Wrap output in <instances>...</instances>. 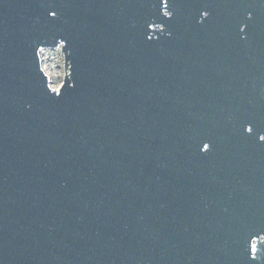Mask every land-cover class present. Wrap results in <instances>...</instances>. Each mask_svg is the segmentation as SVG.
Returning a JSON list of instances; mask_svg holds the SVG:
<instances>
[{
  "label": "water",
  "instance_id": "95a60500",
  "mask_svg": "<svg viewBox=\"0 0 264 264\" xmlns=\"http://www.w3.org/2000/svg\"><path fill=\"white\" fill-rule=\"evenodd\" d=\"M168 11L0 0V264H264V0Z\"/></svg>",
  "mask_w": 264,
  "mask_h": 264
},
{
  "label": "snow or ice",
  "instance_id": "6c2138e0",
  "mask_svg": "<svg viewBox=\"0 0 264 264\" xmlns=\"http://www.w3.org/2000/svg\"><path fill=\"white\" fill-rule=\"evenodd\" d=\"M158 3H159V5H160V7H161V9H162V11H163V15H164L165 17L171 18L172 15H173V13L170 12V11H168V9L171 7V0H158ZM202 13H204V15L201 17L202 19L207 18V17L210 15V13H209L208 11H206V10L203 11ZM49 16H50L52 19H55L56 16H57V12H55V11H50V12H49ZM249 19H251V15H250V14H249ZM242 25L244 26V27H243V31H245L246 28H247V24H242ZM150 27H151V25H150ZM155 27L158 28V29H160L161 31H163V29H164V26H163V25H159V24L155 25ZM240 30H241V28H240ZM243 31H241V32H243ZM61 41H63V43H64V47H66V42H65L64 40H61ZM69 55H70V53H69ZM72 67H73V65H72L71 63H69V68H72ZM68 75H69V82L67 83V86H68V87H74V85L70 82L73 73H72V72H69ZM65 87H66V82H65V85L62 86V87L60 88L59 92L56 93V95H57V96L62 95V93H63V89H64ZM245 131H246L248 134H251V133L254 131V128L251 126V124H248V125L245 126ZM259 139H261L260 136H259ZM203 148L205 149V151H207V150L210 148V145H209L208 143H205V144H203ZM259 239H260L261 241H264V235H261V236L259 237ZM254 251H255V253H257L258 249H257V247H255V249H254V248H253V244H251V247H250V258H251L252 260L257 259V256H256V255H251V254H253Z\"/></svg>",
  "mask_w": 264,
  "mask_h": 264
},
{
  "label": "rangeland",
  "instance_id": "374dc122",
  "mask_svg": "<svg viewBox=\"0 0 264 264\" xmlns=\"http://www.w3.org/2000/svg\"><path fill=\"white\" fill-rule=\"evenodd\" d=\"M57 49L60 50V54L59 55H62V58H63V64L59 63L57 61V54H56V51ZM51 52V54L49 55L48 53ZM47 56H49V62H50V65L52 66V71L54 72V82L56 85L60 84V82L63 81L66 73L68 72V69L65 67V58H64V53L61 49V47L59 48H56V49H50V51L47 52Z\"/></svg>",
  "mask_w": 264,
  "mask_h": 264
},
{
  "label": "built area",
  "instance_id": "2783aa9c",
  "mask_svg": "<svg viewBox=\"0 0 264 264\" xmlns=\"http://www.w3.org/2000/svg\"><path fill=\"white\" fill-rule=\"evenodd\" d=\"M50 51V49H42L41 50V58H42V65H43V68L45 69V71L49 74V70L50 68L52 69V66L50 65V62H49V56H47V52ZM45 53V54H44ZM47 57V59H46ZM50 76V75H49ZM55 76V75H54ZM64 80V79H63ZM50 83H51V86L56 88V89H59L60 86L62 85L63 81L60 82V84L56 85L55 82H54V78H52L50 76Z\"/></svg>",
  "mask_w": 264,
  "mask_h": 264
},
{
  "label": "clouds",
  "instance_id": "9594fccd",
  "mask_svg": "<svg viewBox=\"0 0 264 264\" xmlns=\"http://www.w3.org/2000/svg\"><path fill=\"white\" fill-rule=\"evenodd\" d=\"M201 15L203 16L204 13H201ZM243 27H244V26L241 25V31H243ZM60 53H61L60 50L57 49V51H56V54H57V56H58L57 61H58L59 63L63 64V58H62V55H59ZM48 54L50 55L51 52H49ZM260 137H261L260 141H264V135H260ZM253 248L255 249V241H253ZM253 254H255V251L253 252Z\"/></svg>",
  "mask_w": 264,
  "mask_h": 264
},
{
  "label": "bare ground",
  "instance_id": "6f19581e",
  "mask_svg": "<svg viewBox=\"0 0 264 264\" xmlns=\"http://www.w3.org/2000/svg\"><path fill=\"white\" fill-rule=\"evenodd\" d=\"M45 54V53H44ZM46 59H47V57H46ZM49 75L52 77V78H54L55 76H54V72L52 71V69L50 68V70H49Z\"/></svg>",
  "mask_w": 264,
  "mask_h": 264
}]
</instances>
